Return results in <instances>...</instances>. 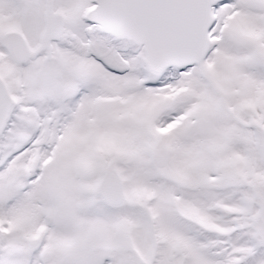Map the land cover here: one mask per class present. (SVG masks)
I'll use <instances>...</instances> for the list:
<instances>
[{"label":"snow or ice","instance_id":"obj_1","mask_svg":"<svg viewBox=\"0 0 264 264\" xmlns=\"http://www.w3.org/2000/svg\"><path fill=\"white\" fill-rule=\"evenodd\" d=\"M0 264H264V0H0Z\"/></svg>","mask_w":264,"mask_h":264}]
</instances>
